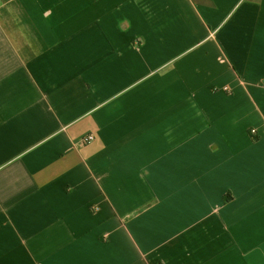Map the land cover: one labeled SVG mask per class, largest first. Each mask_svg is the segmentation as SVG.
Returning a JSON list of instances; mask_svg holds the SVG:
<instances>
[{
  "label": "crops",
  "instance_id": "1",
  "mask_svg": "<svg viewBox=\"0 0 264 264\" xmlns=\"http://www.w3.org/2000/svg\"><path fill=\"white\" fill-rule=\"evenodd\" d=\"M0 264H264V0H0Z\"/></svg>",
  "mask_w": 264,
  "mask_h": 264
},
{
  "label": "built area",
  "instance_id": "2",
  "mask_svg": "<svg viewBox=\"0 0 264 264\" xmlns=\"http://www.w3.org/2000/svg\"><path fill=\"white\" fill-rule=\"evenodd\" d=\"M93 140V136L92 135H89V136H87L83 141L85 142V143H90L91 141Z\"/></svg>",
  "mask_w": 264,
  "mask_h": 264
},
{
  "label": "trees",
  "instance_id": "3",
  "mask_svg": "<svg viewBox=\"0 0 264 264\" xmlns=\"http://www.w3.org/2000/svg\"><path fill=\"white\" fill-rule=\"evenodd\" d=\"M230 199H231V196H229V198H228V194L225 195V198H224V201H225V202H228Z\"/></svg>",
  "mask_w": 264,
  "mask_h": 264
}]
</instances>
